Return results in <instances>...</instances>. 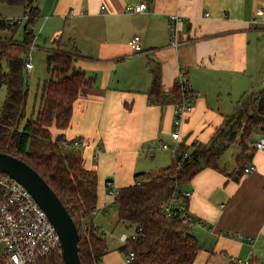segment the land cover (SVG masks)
<instances>
[{
	"label": "crops",
	"instance_id": "0c3cea01",
	"mask_svg": "<svg viewBox=\"0 0 264 264\" xmlns=\"http://www.w3.org/2000/svg\"><path fill=\"white\" fill-rule=\"evenodd\" d=\"M147 2V11L130 14L126 0L33 1L44 42H50L45 60L47 50L61 44L76 53L74 65L93 80L74 101L68 127L52 126L51 132L83 140L76 149L98 177L92 222L104 233L112 228L110 236L120 230L114 244L105 235L108 251L96 264H126L119 248L126 228L118 221V209L114 217L108 212L114 204L108 182L119 189L133 183L136 172L162 167L169 149L162 150L161 141L171 146L209 142L239 100L257 91L260 81L264 84V23L251 22L264 0ZM173 12L183 17L178 46L171 43L168 15ZM134 34L141 36L144 52L135 53L128 45ZM18 51L9 54L22 56ZM25 52L26 59L28 47ZM182 69L196 97L176 142L171 137L175 103L163 101L150 87L158 73L161 92L169 94ZM230 148L233 156L226 159ZM224 153L220 168L204 167L181 185L190 189L188 210L199 220L190 226L200 243L192 264H238L232 255L264 264V148L251 157L256 169L240 178L233 173L236 147Z\"/></svg>",
	"mask_w": 264,
	"mask_h": 264
},
{
	"label": "trees",
	"instance_id": "16d2710c",
	"mask_svg": "<svg viewBox=\"0 0 264 264\" xmlns=\"http://www.w3.org/2000/svg\"><path fill=\"white\" fill-rule=\"evenodd\" d=\"M34 0H0L10 5L28 8L23 27V41L32 42L31 24L38 18ZM19 23H15V27ZM5 17H0V45L4 44L2 30L10 29ZM76 53L61 44L47 50L46 62L50 77L44 82L34 116L24 119L28 87L23 75L25 58L0 51V87L7 94L0 106V151L21 158L35 168L58 194L79 231V255L82 264H96L108 251L105 233L92 222L97 208V172L84 165L82 155L75 149L62 147L64 134L53 136L52 126L68 127L74 101L82 88L92 84V78L74 65ZM6 58V68L2 61ZM150 91L163 101L174 103L182 98L179 85L169 94L161 92L159 74H155ZM264 132V86L244 95L234 111L226 116L207 143H180L169 164L154 171L134 174L142 181L118 189L115 203L118 221L134 228L136 238H129L119 247L124 254L134 252L127 264H192L200 243L191 227L182 223L178 213L168 217L163 205L181 185L204 167L220 168L219 158L232 144H239L235 154L236 178L244 174L255 148L251 140ZM188 153L187 157H183ZM0 188V202L3 200ZM178 210L175 208V211ZM177 212V211H176ZM36 264H64L61 250L56 249Z\"/></svg>",
	"mask_w": 264,
	"mask_h": 264
},
{
	"label": "built area",
	"instance_id": "2783aa9c",
	"mask_svg": "<svg viewBox=\"0 0 264 264\" xmlns=\"http://www.w3.org/2000/svg\"><path fill=\"white\" fill-rule=\"evenodd\" d=\"M148 10L147 0H126L125 11L139 13ZM183 17L179 13H170L168 15L169 26L171 31V43L178 46L182 42L178 23ZM9 25L14 26L15 23H21L22 18L9 17L6 18ZM253 24L264 23V5L259 7L251 21ZM128 45L133 52H144L142 39L139 34H134L129 40ZM28 55L25 59V69L30 71L33 68L31 52L36 48L32 41L27 44ZM264 82V73L262 76ZM182 93L180 101L175 103L174 108V130L171 133L172 139L178 142L181 138L180 126L183 122L185 114L193 107V101L196 92L190 88L186 71L181 70L177 80ZM83 144L81 138L64 139L62 147L65 149L79 148ZM251 146L255 149L264 148V135L251 140ZM159 147L169 149L174 154L178 145L171 146L168 142L161 141ZM148 153L153 154L154 147ZM188 153H184L183 157H187ZM256 169L253 163H249L244 168V173H250ZM139 184L140 179L134 180ZM107 187L112 196V202L115 203V197L118 189L113 182H108ZM0 188L3 191V200L0 202V264H36L37 261L49 252L59 249L61 250V242L59 234L49 219L46 212L41 208L32 194L17 180L10 177L6 173L0 171ZM191 196L190 189L182 188L176 194L174 193L163 205V213L170 217L174 213H178L182 223L191 226L198 223L188 210V198ZM175 208L178 209L175 211ZM96 211V210H95ZM138 233L123 232L120 240L125 243L129 238H136ZM134 257V252L130 251L125 254L126 264ZM232 261L238 264H253L250 256L240 258L235 255L231 256Z\"/></svg>",
	"mask_w": 264,
	"mask_h": 264
},
{
	"label": "rangeland",
	"instance_id": "374dc122",
	"mask_svg": "<svg viewBox=\"0 0 264 264\" xmlns=\"http://www.w3.org/2000/svg\"><path fill=\"white\" fill-rule=\"evenodd\" d=\"M27 11H28V8L24 7L23 5H10V4L4 3V2H0V17L7 18L8 16H11V17L18 16L17 18H20V19L22 18V22L19 25L15 26V27L10 26V29H4L1 32L2 35L4 36L5 40H4V44L0 45V51H2L3 54H5V56H6V54H9V53L15 54V52L17 50H19L18 52L23 57H25V53H26L25 50H26L27 45L23 41H21V39H22L21 36L23 35V27L25 25L26 15L28 13ZM40 26H41V21L40 22L35 21V23L31 24V27H32L34 35H35L34 37H32L31 41L35 40V43L39 45V48H36L32 51V61L34 64V68L30 71H28L26 69L23 70V75H24V78L26 80V85L28 87V98H27V102H26V106H25L24 119H27V118L35 115L34 112H36V110H37V106L39 103V97H40L41 91H42V86L44 84V81L49 78V71L47 69V64H46L44 52L46 50V46L49 45L50 42H44L45 33L41 32ZM11 54H9V55H11ZM2 61H3L4 66L6 68V58L3 57ZM263 86H264V84L260 81L259 84L257 85L256 89L259 90ZM6 94H7V87H6V85H2L0 87V106L3 103V101L6 97ZM232 145L236 147V152H237V150L240 148L239 144H232ZM158 149H161V148H158ZM162 150H165V149H162ZM166 153H167L168 159H166L163 166L169 164L172 160V157H173V153L170 150H168ZM231 156H233V149L232 148L228 149L223 155V157L226 159L231 158ZM227 161H229V160H227ZM149 169L151 170V167H149L146 170L150 171ZM138 172H136V173H138ZM117 209H118V207H117L116 203H114L113 206L110 207L108 212H110L111 217L112 216L114 217L115 214L117 215ZM105 213H107V212H105ZM121 224L124 225V227L126 228V230H124L126 232H129L127 229L132 228V227L127 228L125 226V224H123V222ZM111 230H112V228L105 231V235L108 239V244H114L118 240V235L120 232L119 229H115L114 232L110 236ZM111 247L114 248L113 245H111ZM116 249L119 250V248H116ZM125 263H126V261H125Z\"/></svg>",
	"mask_w": 264,
	"mask_h": 264
},
{
	"label": "water",
	"instance_id": "95a60500",
	"mask_svg": "<svg viewBox=\"0 0 264 264\" xmlns=\"http://www.w3.org/2000/svg\"><path fill=\"white\" fill-rule=\"evenodd\" d=\"M0 171L20 182L46 212L59 234L64 264H82L78 248V227L45 178L26 161L1 151Z\"/></svg>",
	"mask_w": 264,
	"mask_h": 264
}]
</instances>
